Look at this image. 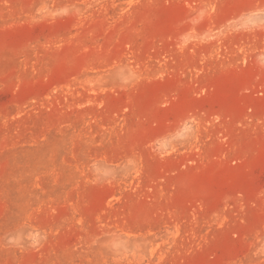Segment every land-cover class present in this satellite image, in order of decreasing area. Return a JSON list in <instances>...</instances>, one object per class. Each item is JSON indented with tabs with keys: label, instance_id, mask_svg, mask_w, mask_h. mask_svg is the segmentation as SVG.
Segmentation results:
<instances>
[{
	"label": "rangeland",
	"instance_id": "374dc122",
	"mask_svg": "<svg viewBox=\"0 0 264 264\" xmlns=\"http://www.w3.org/2000/svg\"><path fill=\"white\" fill-rule=\"evenodd\" d=\"M0 264H264V0H0Z\"/></svg>",
	"mask_w": 264,
	"mask_h": 264
}]
</instances>
